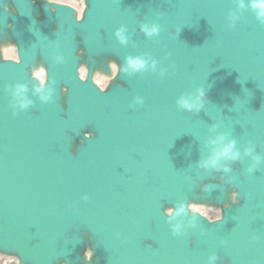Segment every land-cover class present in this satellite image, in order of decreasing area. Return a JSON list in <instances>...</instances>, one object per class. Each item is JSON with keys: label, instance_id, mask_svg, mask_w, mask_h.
<instances>
[{"label": "water", "instance_id": "obj_1", "mask_svg": "<svg viewBox=\"0 0 264 264\" xmlns=\"http://www.w3.org/2000/svg\"><path fill=\"white\" fill-rule=\"evenodd\" d=\"M252 3L86 0L78 21L51 0H0V251L18 264H264V20ZM8 43L19 63L4 60ZM113 61L101 92L91 78L113 76ZM201 88L202 108L181 106ZM231 140L230 171L200 166ZM248 147L262 157L252 173Z\"/></svg>", "mask_w": 264, "mask_h": 264}, {"label": "clouds", "instance_id": "obj_2", "mask_svg": "<svg viewBox=\"0 0 264 264\" xmlns=\"http://www.w3.org/2000/svg\"><path fill=\"white\" fill-rule=\"evenodd\" d=\"M57 2H62V0H57ZM241 6H243V4H241ZM252 7L254 9L258 10L257 11V17L261 20H264V0H253ZM78 19H82V16L78 17ZM143 30L149 35L157 33L159 31L158 26H155V25H153L151 28H149L148 26L145 25L143 27ZM117 35L119 36L121 41H123L125 39L123 29H119L117 31ZM11 46L14 48H18V45H15V44H13ZM16 60H17V62H19V56L16 57ZM129 64H131L132 67L139 69V68L144 67L145 61L140 59V58L130 59ZM111 66L113 67V69H116L117 68L116 62L115 61L111 62ZM41 71H44L43 66L41 67ZM114 77H115V72H114V75L112 78H114ZM22 92H23V86H18L17 93L22 94ZM42 99L45 101L49 100L50 94L42 96ZM207 99L208 98H207L206 91L203 88H201L198 90V95H196L194 97L182 98L180 100V104L182 107H184L188 110H193V109L199 110L207 102ZM29 104H31V101L24 100L21 104V107H27ZM224 139H225L224 136H220L216 140L210 141V143L221 144V142ZM245 154L251 155L252 159L254 161V163L252 165H250L249 168L247 169V171L249 173H252L255 171L256 166L259 164L262 157H260L259 155L253 154V148L252 147L246 148ZM240 156H241V153L236 148V141L231 140L226 144H222V146L219 147L218 149H214L212 154L207 159H205L201 162L200 166L204 167V168H210L211 167V168H216L217 170L223 169L224 171H230V165L228 163H222V161H235V160H238L240 158ZM239 195L240 194L238 191L232 192L233 203L237 202V198ZM86 198L87 197H85V199ZM189 207L191 208V210L194 213L199 212L202 215H207V213L202 211V209L207 207V205H201V204H197V203L193 202L189 205ZM166 213L169 216H171L173 213V210L172 209H166ZM223 218H224L223 210L221 209L220 215H217L214 218L209 217L208 219H209L210 223H214V222L222 220ZM175 227H177V226H174V228ZM174 234H175V231H174ZM217 259H218V257H216V256H213L211 258V260H213V261H215Z\"/></svg>", "mask_w": 264, "mask_h": 264}, {"label": "bare ground", "instance_id": "obj_3", "mask_svg": "<svg viewBox=\"0 0 264 264\" xmlns=\"http://www.w3.org/2000/svg\"><path fill=\"white\" fill-rule=\"evenodd\" d=\"M62 2L72 4L76 7L78 6L79 9L81 8V5H79V1H77V0H62ZM3 54L6 57H14L15 52H14V49L12 47H10V48L5 49ZM98 81L102 86H105V84L107 82V78L100 77V78H98ZM202 211L207 213L208 215H211V213H214L215 215H212V217L219 215V209H215V208L205 207L202 209ZM0 263L1 264H10L11 262L9 261V259L7 257L0 256Z\"/></svg>", "mask_w": 264, "mask_h": 264}]
</instances>
